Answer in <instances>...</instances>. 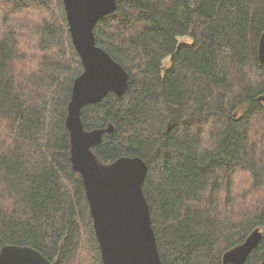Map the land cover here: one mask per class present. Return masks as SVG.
Segmentation results:
<instances>
[{
	"label": "trees",
	"instance_id": "1",
	"mask_svg": "<svg viewBox=\"0 0 264 264\" xmlns=\"http://www.w3.org/2000/svg\"><path fill=\"white\" fill-rule=\"evenodd\" d=\"M115 1L93 27L94 41L128 72V85L82 107L86 130L112 125L94 153L104 164L146 162L142 189L162 264H223L255 228L262 238L243 264H264V64L256 48L264 0ZM30 7L23 19L2 14ZM68 28L63 0H0V248L29 245L59 256L57 264H80L83 253L102 264L64 121L83 70ZM20 31L35 36L30 49L40 54L24 57ZM237 166L251 178L244 193L233 189Z\"/></svg>",
	"mask_w": 264,
	"mask_h": 264
},
{
	"label": "water",
	"instance_id": "2",
	"mask_svg": "<svg viewBox=\"0 0 264 264\" xmlns=\"http://www.w3.org/2000/svg\"><path fill=\"white\" fill-rule=\"evenodd\" d=\"M70 36L82 62L72 83L64 119L70 138V161L82 178L102 264H162L142 182L147 173L141 157L119 156L104 164L93 147L112 125L86 130L81 119L84 105L99 102L108 92L123 94L128 72L96 45L93 27L103 14L116 8L115 0H63ZM258 61L264 64V31L259 34ZM258 100H264L260 96ZM262 232L253 229L242 243L221 256L222 263L243 264ZM29 245L4 244L0 264H57Z\"/></svg>",
	"mask_w": 264,
	"mask_h": 264
},
{
	"label": "rangeland",
	"instance_id": "3",
	"mask_svg": "<svg viewBox=\"0 0 264 264\" xmlns=\"http://www.w3.org/2000/svg\"><path fill=\"white\" fill-rule=\"evenodd\" d=\"M1 7H3V6H1ZM31 9L32 8L30 7V8L27 9V11L20 12L17 15H15L17 12H13V9H6V10H2V14H5L7 11H9L8 12V14H9L8 16L9 17H14L16 19H23V17H26V13L28 11H31ZM20 33L22 34V37H20V41H22L24 43L23 44L19 43V44L24 46V49H22L24 54H25L24 57L26 58L27 55H29V56L30 55L37 56L38 54H40L38 52V50L30 49V46L32 45L31 43L33 42L32 39H35V36H30V35L29 36H25V34L22 31H20ZM190 40H191V38H189L187 36L179 37V41H181V42H184V41L185 42H189ZM28 42H29V44H28ZM36 62H37V58L33 59L32 65H35ZM168 63H169V58H166L163 61V64L168 66L169 65ZM258 145H259V143H258ZM259 147H261L264 150V138H263V142H262L261 146H259ZM232 179H233V189H236L235 192H237V193H244L243 192L244 190H246V189L248 190L249 184L251 185V178H250L249 173L244 172V170H241V168L238 167V166L235 169V172L233 174V178ZM77 261L80 264H85V262L89 264L90 260L83 253H80Z\"/></svg>",
	"mask_w": 264,
	"mask_h": 264
},
{
	"label": "bare ground",
	"instance_id": "4",
	"mask_svg": "<svg viewBox=\"0 0 264 264\" xmlns=\"http://www.w3.org/2000/svg\"><path fill=\"white\" fill-rule=\"evenodd\" d=\"M106 14H108V13H106ZM106 14H103L100 18H98V20L101 19V18H103ZM96 23H97V21H96ZM96 23H95V24H96ZM95 24H94V26H95ZM93 29H94V28H93ZM93 32H94V31H93ZM94 37H95V36H94ZM96 45H97V44H96Z\"/></svg>",
	"mask_w": 264,
	"mask_h": 264
}]
</instances>
